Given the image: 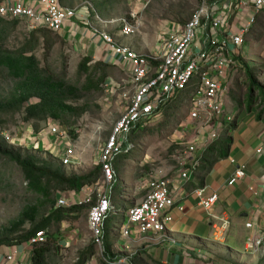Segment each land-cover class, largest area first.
<instances>
[{
  "label": "built area",
  "instance_id": "built-area-1",
  "mask_svg": "<svg viewBox=\"0 0 264 264\" xmlns=\"http://www.w3.org/2000/svg\"><path fill=\"white\" fill-rule=\"evenodd\" d=\"M247 10H250V15ZM263 12L264 0H199V7L192 18L185 24H175L170 30L161 33L154 54L145 56L123 46L109 34L107 28L110 22H105L97 14L91 3L72 9L63 7L59 0L0 2V18L19 22L29 33L47 30L58 34L68 22L80 20L101 36L130 73L134 95L100 151L99 166L103 186L100 187L99 183L96 187L85 186L83 189L88 191L87 195L77 202L79 207H89L91 237L94 246L99 248L97 262L86 264H135L131 255L108 258L104 248V223L118 213L112 199L118 184L114 167L116 160L123 153L135 149V144L129 139L130 135L159 117L169 105L180 102V97L188 92L192 84L196 89L188 107L189 119L200 122L203 128L211 129L208 144L218 140V131L225 130L233 123V118L226 112L229 87L238 72V60L242 56L247 37L257 23V17ZM137 33L136 26L125 22L120 34L123 38H132ZM110 85H113L112 81ZM48 131L59 141L69 138L67 131L59 125L54 124ZM4 137L6 141L13 142L10 135L5 134ZM197 150V145H187L175 151L174 161L182 181L187 182L200 166L199 160L193 158ZM74 158V151L70 148L61 156L65 166L73 164ZM231 163L237 167L229 182L234 185L246 178V166L239 165L234 159ZM171 186V181L164 176L150 179L146 183L143 198L127 211L126 218L120 222L122 226L115 225L114 232L118 231L125 238L131 236L132 232L141 235L167 233L174 222V211L185 210L180 192L173 191ZM192 195L210 220L213 242L224 246L230 232L231 219L227 214L217 212L219 195L209 192L206 187L195 188ZM67 206L65 199L58 201L59 208ZM246 228L252 230L254 225L248 223ZM46 241V232L42 231L31 238L28 245L34 247ZM167 241L176 244L173 240ZM255 249L264 250L262 232L247 238L246 251ZM17 255V251L7 255L6 262L26 264L16 259Z\"/></svg>",
  "mask_w": 264,
  "mask_h": 264
},
{
  "label": "rangeland",
  "instance_id": "rangeland-1",
  "mask_svg": "<svg viewBox=\"0 0 264 264\" xmlns=\"http://www.w3.org/2000/svg\"><path fill=\"white\" fill-rule=\"evenodd\" d=\"M112 2L106 13L100 15L105 22H110L107 32L112 36L122 38L120 34L122 26L127 22L137 27V35L144 39V46H148L153 37L158 38L163 25L168 22L185 24L199 7V0H113ZM87 3H91L93 6L92 2L76 0L72 6L66 7L79 9ZM31 35L32 33H29L23 25L16 28L11 27L7 30L4 40L0 41V48L18 51L23 48ZM52 36L55 46L51 53L47 54L45 51L46 41L43 38L40 39L39 45L35 49L34 54L40 61L41 67L52 70L58 77L81 87L86 81L85 76H81L78 70L83 58L77 56L71 44L65 42L58 34L53 33ZM241 53L242 56L238 60V72L229 87L227 99L229 105L236 104L237 109H239V104H244V109L247 111L250 107L249 76L252 75L257 85L264 89V13L257 17V23L248 35L246 45ZM106 73L108 80L102 86L101 91L84 93L77 101H70V104L74 106H90V111L80 119H69L70 124L73 125L71 128L65 126L63 122L41 124L43 128L41 134L49 133L47 130L54 124L67 131L69 138L60 140L61 144L63 142L61 145L63 148L60 151H56V147L55 152L52 153L53 141L50 139V135H43V138L38 140L33 138L31 130L33 123L24 122V110L19 113L0 114V144L4 143L23 155H32L42 162L50 163L54 169H62L68 177L86 176L92 172H98L87 186L96 187V184L99 183V186L102 187L99 166L100 151L109 138L113 126L126 112L134 95L131 79L124 72L109 67ZM99 76L100 74L96 78ZM110 80H112V86H108ZM17 84L18 80L9 77L5 70H0L1 102H7L13 97ZM195 89L192 84L188 92L180 97V102L169 105L159 117L152 120L147 126L139 127L130 135L129 139L135 144V149L119 156L114 165L119 187L115 189L116 191L114 190L113 199L118 213L107 219L111 224L118 221L117 227L122 225L120 222L126 218L127 211L143 198L146 183L150 179L154 176L166 177L162 174L166 172L169 174L171 170H174L173 168L176 166L174 154L180 148L177 138L180 137L179 133L185 129L183 123L189 116L188 107ZM256 97L257 101L254 105L258 110L260 97L258 92L255 93ZM30 103H38V100L34 99ZM224 122L227 124L226 118ZM71 130H75L77 138L70 136ZM218 133L219 136L222 134L220 130ZM5 134L10 135L13 142L6 141ZM68 148L74 151L75 158L73 164L65 166L60 156ZM2 159L5 157H0V165ZM15 171L13 180L0 187L1 233L3 229L10 228L14 222H18L24 211L39 206L41 201L39 196L28 190L21 171L18 169ZM54 193L57 202L56 209H59L58 201L60 199H65L68 202V206L62 208L66 212L79 207L77 202L80 200L74 192L55 191ZM81 196L85 195L81 194ZM88 210V206H82L80 211L67 213L64 222L53 224L46 232V243L50 242L51 244L49 264H85L86 259L81 254L88 245L92 254L98 256L99 248L94 246L89 228ZM52 211L53 209L50 208L40 210L37 223H26L21 233L13 238L33 230ZM112 234L113 242L117 241L120 236L119 232H112ZM79 257L80 261L77 260ZM251 257L255 258L257 264H264V250H259ZM194 264L236 263L232 261L230 254L226 251L224 254H213V257L208 258L207 261L200 260Z\"/></svg>",
  "mask_w": 264,
  "mask_h": 264
},
{
  "label": "crops",
  "instance_id": "crops-1",
  "mask_svg": "<svg viewBox=\"0 0 264 264\" xmlns=\"http://www.w3.org/2000/svg\"><path fill=\"white\" fill-rule=\"evenodd\" d=\"M250 10L252 12V8ZM250 10H247L249 15ZM243 16L246 17V14ZM174 25L170 22L163 25L158 38L153 37L148 46H144V39L139 35L132 38L113 37L138 54L153 55L161 33L170 30ZM58 35L71 44L77 56L90 57L94 63L107 64L124 72L131 79L124 64L114 56L101 36L80 20L73 19L68 22ZM236 106V104L229 105L227 99L226 110L228 116L233 118V123L221 131L222 134L217 141L210 144L207 140L211 129L203 128L200 122H192L188 116L183 123L185 129L179 133L177 143L179 147L197 145L198 150L193 158L199 160L200 166L191 174L187 182L180 179L177 164L174 170L170 171L171 174L168 172L162 174L171 181L173 191L180 192L184 212L174 211V222L165 234L141 235L138 232H132L128 238L120 235L118 240L113 242L111 236L118 222L115 221L110 229L104 231L106 243L104 248L108 258L117 259L131 255L135 264H194L200 260L207 261L208 258L213 257V254H224L227 251L236 264L258 263L251 255L259 250L246 251V241L247 238L260 232L264 234V118L259 117V111L256 109L246 111L244 104H239V109ZM31 130L36 140L42 139L43 135H50L46 132L36 135L32 128ZM50 136L53 141L52 153L55 152L56 147V151H60L63 148L61 146L63 142L61 144L56 137ZM40 144L43 145L42 142ZM232 159L239 165L246 166V178L234 185L229 184L237 170V167L231 163ZM198 187H206L209 192L217 193L219 195L217 212L227 214L231 219L227 242L222 247L213 242L210 220L192 195L193 190ZM72 192L79 200H82L88 191L82 189L80 192ZM81 194L85 196L82 197ZM113 204L115 205L114 199ZM248 223H252L254 229H247ZM168 239L175 241L176 244L169 243ZM86 247L81 254L86 259L85 264L96 263L97 254H92L89 245ZM31 250L33 248L28 243L15 247H2L0 248V264H10L6 262L5 257L14 251L18 252L16 259L32 264ZM80 259L79 257L77 260L80 261Z\"/></svg>",
  "mask_w": 264,
  "mask_h": 264
},
{
  "label": "trees",
  "instance_id": "trees-1",
  "mask_svg": "<svg viewBox=\"0 0 264 264\" xmlns=\"http://www.w3.org/2000/svg\"><path fill=\"white\" fill-rule=\"evenodd\" d=\"M63 7L72 6L76 0H59ZM93 3L94 11L100 16L104 15L113 0H85ZM264 13V12H263ZM262 14V13H261ZM101 17V16H100ZM20 25L16 21H6L0 18V41L4 40L7 30ZM52 32L40 30L32 33L30 39L23 48L18 51L4 50L0 48V70H5L9 77L18 80V84L13 97L7 102L0 101V114L19 113L24 110V122L33 123L32 129L36 135L43 131L41 124L51 122H63L65 126L71 128L69 119H80L90 111L89 105L74 106L70 101H77L82 94L98 92L107 82L106 70L109 68L104 63H94L92 58L85 57L78 66L79 74L85 76L86 81L80 87L70 84L65 79L58 77L47 68H42L40 61L34 54L40 39L46 41L45 51L47 54L53 51L55 46L52 41ZM94 63V65H92ZM100 74L99 78H96ZM250 79L249 100L250 109H255V93L259 97V117L264 118V89L257 85L252 75ZM38 103L31 104L32 100ZM257 110V109H256ZM70 136L77 138L75 130L70 131ZM0 187L11 182L15 176V169L21 171L30 192L40 197L39 206L23 212L18 222H14L10 228L0 230V248L15 247L28 243L39 232H46L53 224L65 221L67 213L80 211L75 207L66 212L62 208L56 209L55 191H75L80 192L85 186L90 184L98 172H92L86 176L68 177L60 168L54 169L50 163L42 162L32 155H23L21 152L12 150L8 145L0 144ZM99 171V170H98ZM119 187L117 184L116 189ZM53 209V211L38 224L33 230L25 235L13 238L21 233L26 223L36 224L40 210ZM66 213V214H65ZM110 220L104 223V231L110 229ZM3 234V235H2ZM3 237H2V236ZM51 252L50 242L33 247L31 261L32 264H49V254Z\"/></svg>",
  "mask_w": 264,
  "mask_h": 264
},
{
  "label": "bare ground",
  "instance_id": "bare-ground-1",
  "mask_svg": "<svg viewBox=\"0 0 264 264\" xmlns=\"http://www.w3.org/2000/svg\"><path fill=\"white\" fill-rule=\"evenodd\" d=\"M122 225H123V223H122ZM122 225H121V226H122Z\"/></svg>",
  "mask_w": 264,
  "mask_h": 264
}]
</instances>
